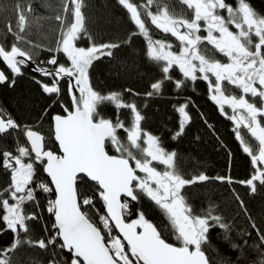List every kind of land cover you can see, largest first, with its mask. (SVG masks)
Masks as SVG:
<instances>
[{"label": "snow or ice", "instance_id": "6c2138e0", "mask_svg": "<svg viewBox=\"0 0 264 264\" xmlns=\"http://www.w3.org/2000/svg\"><path fill=\"white\" fill-rule=\"evenodd\" d=\"M117 3L134 27L109 42H97L90 30L87 0H58L54 8L48 0L11 5L15 20L0 34V62L9 74L0 70V85L13 87L42 49L57 55L40 61L51 68L34 69L49 78L37 83L50 97L35 121L17 120L0 105V235L12 234L11 243L0 247V264H264V220L258 226L233 187L243 186L250 196L264 194V13L251 0ZM39 8H51L52 14ZM47 21L56 23L46 35ZM156 32L178 44L155 38ZM50 37L54 46H45L42 41ZM136 38L143 39L144 54L160 78L143 94L103 90L95 82L96 62L115 60V51ZM82 40L87 46H80ZM198 80L207 83L209 99L234 125L250 164L244 178L231 174L230 149L227 174L186 172L178 152L143 125V109L126 99L159 95L165 82L180 91ZM190 104L189 99L175 108L178 127L169 129L174 141L191 123ZM210 182L228 186L247 228L212 201L196 205L199 187ZM145 202L148 209L133 206ZM153 207L158 222L147 216ZM37 222L43 235L33 230Z\"/></svg>", "mask_w": 264, "mask_h": 264}, {"label": "trees", "instance_id": "16d2710c", "mask_svg": "<svg viewBox=\"0 0 264 264\" xmlns=\"http://www.w3.org/2000/svg\"><path fill=\"white\" fill-rule=\"evenodd\" d=\"M15 0H0V34L5 29L6 22L11 19L15 20L11 12V5ZM37 3L40 0H36ZM88 15L90 17V30L97 39V42H109L116 39H123L128 32L133 29L134 25L128 19V13L117 3V0H87ZM175 2V0H171ZM48 3L54 8L58 0H48ZM253 6L260 12L264 13V0H251ZM39 12L50 15L52 9L39 8ZM55 21L44 22L42 31L47 35L50 25ZM155 38L168 39L177 45L175 38L165 36L163 33L156 32ZM10 40L11 37H8ZM45 46H54L55 39L50 37L42 41ZM88 41H80V46H87ZM55 53L41 50L37 57L35 65L49 67L51 65L40 64V61H47ZM115 60L103 58L96 62L95 82L105 91H120L125 88H132L136 92L145 93L150 90V84L160 78L159 71L147 60L144 54V41L142 38H136L132 45H125L115 51ZM63 59L62 56L57 57ZM222 58V57H221ZM1 70L9 74L7 67L0 62ZM118 69V70H117ZM23 75L16 77V83L13 87L7 84L0 85V105H2L17 120L33 122L48 104L50 97L43 93L41 85L37 80L49 82V78L43 77L34 69L22 68ZM177 78L180 74L175 73ZM66 88L67 85L61 82ZM63 99L67 102L68 96L65 94ZM126 99L135 100L139 107L143 109L142 114L146 119L143 125L153 134L160 135L164 145L169 150H176L182 158V167L188 173L203 171L209 176L225 175L228 171V155L230 149L232 152V169L233 177L240 179L248 175L250 170L249 159L244 154L235 135L232 131L234 125L232 121L222 115L218 106L209 99L207 83L198 80L193 86L188 83L186 89L177 91L172 82H165L162 92L152 98H146L143 95L139 97L126 96ZM191 100L190 115L191 123L187 126L185 135L179 140L171 139L169 129L175 131L178 127L179 114L175 110L176 106ZM147 104L144 108L143 105ZM230 111L229 109H225ZM53 111H60L57 107ZM109 109V114L114 112ZM51 113H49V116ZM207 121V123H205ZM211 125V128L209 127ZM44 129L48 128L47 120L42 122ZM214 130V131H213ZM199 137V139H197ZM11 144V141H9ZM226 145L227 147H222ZM55 147V144H53ZM6 179V177H3ZM240 195L245 199L249 212L256 219L258 226L264 220V194L250 196L247 190L241 185H233ZM212 201L224 210V214L234 217L235 222L241 228H247L248 224L243 214L236 215L238 211L237 204L233 201L231 192L227 185L208 183L201 185L197 191L195 203L197 206H207ZM43 203V201H42ZM149 202L141 205H133L141 210L148 209ZM97 208L104 212L102 205L97 202ZM147 216L154 222L160 219L159 210L153 207L147 211ZM135 218V216L131 217ZM44 222H49V217L45 213ZM33 230L37 236L43 235L40 222L33 225ZM253 235H255L253 233ZM12 241V234L5 232L0 235V247L7 246ZM169 242L176 243L174 236L169 237ZM213 243H216L215 236ZM219 246V245H218ZM39 252V250H37ZM46 260L45 257H41Z\"/></svg>", "mask_w": 264, "mask_h": 264}, {"label": "water", "instance_id": "95a60500", "mask_svg": "<svg viewBox=\"0 0 264 264\" xmlns=\"http://www.w3.org/2000/svg\"><path fill=\"white\" fill-rule=\"evenodd\" d=\"M3 65L6 67V65L4 63H3ZM22 68H25V69H35L36 68V65H35V63H32L30 66H25V67H22ZM0 70H1V68H0Z\"/></svg>", "mask_w": 264, "mask_h": 264}]
</instances>
